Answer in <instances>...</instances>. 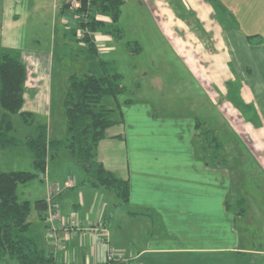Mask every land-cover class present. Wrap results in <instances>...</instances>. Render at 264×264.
Listing matches in <instances>:
<instances>
[{
    "label": "crops",
    "instance_id": "1",
    "mask_svg": "<svg viewBox=\"0 0 264 264\" xmlns=\"http://www.w3.org/2000/svg\"><path fill=\"white\" fill-rule=\"evenodd\" d=\"M185 1L187 12L202 15L203 20L211 16L213 10L204 0ZM230 1L238 17L239 9H245L243 15L248 23L240 20L247 27L225 28L215 21L213 39L217 49L229 52V60L234 63V75L228 71L227 78L249 81L240 91L239 101L245 106L252 103L248 107L252 114L241 112L231 102H217L221 95L216 92L210 97L221 115L214 122L200 117L161 116L155 105L140 97L119 98L124 92L114 97V105L106 109L108 114L117 109L119 117H110L114 123L99 143L97 159L108 170L129 180L130 200L122 203L114 191L93 186L86 170L67 150L61 149L53 164L55 156L49 157L48 174L52 181L63 182L69 175L78 180L59 196L61 232L71 220L78 221L77 230L63 233L61 247L55 248L50 242L46 210L40 212L35 207L34 219L29 217L41 246L53 252L59 263L110 264L113 251L126 258L114 260L120 264H264V183L249 187L244 176L245 171L251 170L241 173L236 161L244 159L243 165L251 159L264 174V0H249L246 4H242L243 0ZM67 2H57L55 8L62 24L76 32V12ZM103 19L109 22L108 16ZM105 36L108 42L112 40V33L99 39L104 40ZM23 59L32 78L26 85L24 109L38 116L45 112L50 100L47 97L42 102L37 98V90L41 95L42 86L48 87V58L39 54ZM192 61L198 62L196 58ZM221 72L222 75L214 72L213 77L223 78L226 71ZM70 74L66 75L67 87ZM223 90L225 96L230 93ZM256 118L261 119V127L256 125ZM47 126L49 139L65 137L66 129L56 130L51 122ZM221 127L228 130L229 142L236 148L243 144L244 150L236 156L219 153L224 142ZM209 131L213 135L211 141L207 137ZM46 193L41 199L46 198ZM240 199L247 206L243 215L227 208V201L235 203ZM99 222L107 228L108 239L90 230L92 223Z\"/></svg>",
    "mask_w": 264,
    "mask_h": 264
},
{
    "label": "rangeland",
    "instance_id": "2",
    "mask_svg": "<svg viewBox=\"0 0 264 264\" xmlns=\"http://www.w3.org/2000/svg\"><path fill=\"white\" fill-rule=\"evenodd\" d=\"M61 1L63 0H0V54L2 50L10 49L22 58L39 54L48 58V87L44 89L42 86L41 95H38L37 90V98L42 102L47 97H50V100L45 112L39 113L37 122L47 125L51 122L54 128L56 126V130L62 127L67 132L64 113V93L68 89L66 75L84 72L103 75L105 71L118 73L120 83L126 86V91L119 98L140 97L155 105L154 109L161 116L200 117L214 122L221 115L210 97L215 92L221 95L217 102H231L241 112L248 111L252 114V108L248 109L252 103L245 106L239 101L240 91L248 86L249 81L227 78L230 74L228 71L234 75V63L229 60L230 53L224 49L219 51L217 41L213 39L215 32L212 24L215 21L225 28L229 25L247 27L241 22L242 20L248 23L247 17L243 15L244 8L239 9V18L232 11L230 0H204L213 11L208 20H203L204 16L186 11L185 0H122L120 18L115 23L98 5H91V13L101 23L98 31L93 33L100 47L98 53H93L88 50L79 34L81 24L78 14L76 32L62 24L61 14L55 8L56 3ZM248 1L243 0L242 4ZM234 3L237 7L238 3ZM67 4L69 5V0ZM105 16L109 17V22H105ZM186 24L189 29H186ZM209 26L211 28L208 29ZM107 33H112L111 41L108 42L106 36L104 40L99 39ZM128 42H137L138 45H129ZM211 51L214 52L212 57H209ZM195 58L198 62L193 64L192 59ZM102 60L107 62L106 68ZM222 70L226 71L223 78L213 77L216 71L222 75ZM30 76L28 69L26 85L32 81ZM34 79L36 80V77ZM223 89H228L230 93L225 96ZM102 104L107 109L111 108L114 105V97H104ZM112 111L109 117L118 118L120 112L117 109H114L116 112ZM3 113L4 108L0 103V119ZM13 123V133L20 141H24L36 130V123L26 124L19 115H14ZM255 123L259 127L262 125L261 119L258 118ZM220 129L224 140L219 151L222 156H236L244 150L243 144H238V149L229 142L230 133L226 128ZM200 140L205 141V137L202 136ZM58 153L55 154L52 164L57 162ZM234 159L231 158V161ZM243 160L236 161L241 165V173L245 169L251 170L249 173L245 171L246 184L250 187L252 183H264V174L262 175L253 161L248 159L242 165ZM14 170H35L33 155L23 144L0 151V171ZM18 189L22 200L28 199L32 202L30 219H34L35 202L41 199L44 191L47 192L45 182L40 177H35L27 183H21ZM42 223L41 221V226H44ZM61 234L63 235L62 232ZM5 264L18 262L11 260Z\"/></svg>",
    "mask_w": 264,
    "mask_h": 264
},
{
    "label": "trees",
    "instance_id": "3",
    "mask_svg": "<svg viewBox=\"0 0 264 264\" xmlns=\"http://www.w3.org/2000/svg\"><path fill=\"white\" fill-rule=\"evenodd\" d=\"M83 1L84 7L77 10L78 13L86 8V0ZM91 3L107 12L113 22L119 20L122 0H91ZM80 24L81 27H89L92 32L83 37L88 50L98 53L93 33L98 31L101 23L91 13L90 17L86 21L81 20ZM128 44L138 45L137 42ZM137 48L139 50V47ZM102 64L107 67L106 61L102 60ZM27 77L28 67L24 59L10 49L2 50L0 103L4 113L0 119V151L20 144L25 145L33 155L35 170L0 171V264L11 260L18 264H61L53 252H48L41 246L39 237L33 231L29 221L33 205L30 200L20 198L19 185L39 177L46 169L49 157L65 149L86 170L93 186L114 191L120 202L127 204L131 192L129 180L108 170L97 159L99 143L105 137L106 129L114 123L109 117L108 110L103 107L102 100L108 95L118 97L126 91V87L120 83L118 73L105 71L103 75L91 72L71 74L64 98L66 135L61 139H49L47 124L37 122V114L24 109ZM14 115H19L26 124L36 123L34 134L29 135L24 141L18 140L13 133ZM207 137L212 140V131L207 132ZM245 203L244 199L235 203L227 201V208L243 215L247 211ZM35 207L40 212L45 211L46 198L37 200ZM109 262L120 264V261Z\"/></svg>",
    "mask_w": 264,
    "mask_h": 264
},
{
    "label": "built area",
    "instance_id": "4",
    "mask_svg": "<svg viewBox=\"0 0 264 264\" xmlns=\"http://www.w3.org/2000/svg\"><path fill=\"white\" fill-rule=\"evenodd\" d=\"M70 8L73 10H76V14H78V18L81 20H87L89 14L91 13V0H86V8L79 13L77 10L82 9L84 7V1L83 0H69ZM87 33H92L91 30L86 27H81L79 29V34L81 37H84ZM40 179L43 180L46 184V222H47V232L50 237L51 244L58 248L63 245L64 242V235L61 234L62 227L58 226V223L62 220V210H61V204L59 201V196L68 188H72L78 183L77 177L75 175H69L65 181H51L49 174H48V164L46 169L40 173L39 175ZM78 221L77 220H71V223L69 226L64 228L63 233L71 234L74 232V230H77L78 227ZM90 230L97 231L103 238L108 239L109 232L105 226H103L102 222H99L98 224H91ZM114 260H120L124 261L126 260L123 256H116L113 251L110 252L109 255V261Z\"/></svg>",
    "mask_w": 264,
    "mask_h": 264
}]
</instances>
